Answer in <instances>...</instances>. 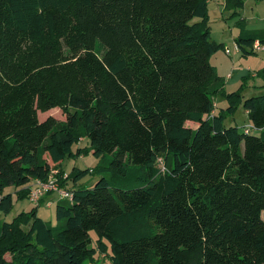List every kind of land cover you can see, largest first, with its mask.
<instances>
[{"label": "trees", "instance_id": "obj_1", "mask_svg": "<svg viewBox=\"0 0 264 264\" xmlns=\"http://www.w3.org/2000/svg\"><path fill=\"white\" fill-rule=\"evenodd\" d=\"M209 1L0 0V213L9 187L28 199L54 177L72 193L52 201L54 226L37 215L51 191L1 223L0 264H83L108 246L111 264H264V91L225 92ZM222 1L234 17L247 0ZM236 25L240 55L256 54L264 32ZM240 103L259 135L224 125ZM53 109L63 121L39 120ZM89 153L94 168L62 170Z\"/></svg>", "mask_w": 264, "mask_h": 264}, {"label": "rangeland", "instance_id": "obj_2", "mask_svg": "<svg viewBox=\"0 0 264 264\" xmlns=\"http://www.w3.org/2000/svg\"><path fill=\"white\" fill-rule=\"evenodd\" d=\"M238 16L232 17V12L225 11L223 2L221 0H210L208 2V15L209 26L211 29V36L217 43H222L224 49L218 51L210 58V64L213 66L216 74L224 81V90L226 93L236 92L243 85V89L239 91L241 94V101L251 96L261 94L264 89L262 88V77L255 76L256 72L264 67V52H256L246 57L240 55L239 51L235 50L234 40L238 35L239 28L236 25L238 19L242 18L244 21V28L250 31H263L264 32V0H247L244 6L237 10ZM227 52V53H226ZM215 108L214 111L218 112L221 108L226 107V102L221 97L214 99ZM53 117L58 121H63L64 117L58 109H53L47 113H38L39 120H44L47 117ZM194 128L195 125L187 124ZM226 127L236 126L240 132L245 129L250 131L251 135H259L260 130L252 128L247 115L245 114L241 103L235 114L229 117L224 122ZM87 146V140L81 141L77 146H74L73 151L77 148H85ZM98 163V160L93 157L91 153L82 154L79 157L66 158L61 168L67 173L72 172L73 168L79 170H86L94 168ZM98 180L97 175L88 174L84 176L79 184H83L85 187H92ZM4 193H11L14 197V207L10 214L3 215L0 213V224L3 222H10L20 212H29L32 208L36 207L37 203L30 201L29 199H17L13 189L11 187L6 188ZM58 194L53 195L54 201L57 200ZM55 203L51 202L50 205L42 203L37 206V215L44 222L54 226L56 225L54 217ZM92 239V246L95 247L97 241L94 232H90ZM106 245L107 242L104 241ZM110 249L106 253L97 252L93 256V260H86L83 264H111ZM9 255H6V259L9 260Z\"/></svg>", "mask_w": 264, "mask_h": 264}, {"label": "built area", "instance_id": "obj_3", "mask_svg": "<svg viewBox=\"0 0 264 264\" xmlns=\"http://www.w3.org/2000/svg\"><path fill=\"white\" fill-rule=\"evenodd\" d=\"M235 50L236 51L238 50L236 45H235ZM252 50L254 52H264V45L255 42L252 46ZM248 131H249L248 129H245L246 133ZM64 177H66V175ZM49 191L58 194L60 198L67 199L69 201L72 199V193L66 189H60L54 177H50L47 183H41L35 181L30 189L28 199L34 203H37L39 199Z\"/></svg>", "mask_w": 264, "mask_h": 264}, {"label": "crops", "instance_id": "obj_4", "mask_svg": "<svg viewBox=\"0 0 264 264\" xmlns=\"http://www.w3.org/2000/svg\"><path fill=\"white\" fill-rule=\"evenodd\" d=\"M221 1H222V0H221ZM222 2H223V1H222ZM187 124H190V123H187ZM190 125H191V124H190ZM190 127H192V126H190ZM194 128H195V126H194ZM66 173H67V172H66ZM53 195H54V194H52V195L49 197V202H50V204H51L52 201H54V199H53V198H54ZM58 197H59V196H58ZM58 199H59V198H57V200H58ZM57 200H56V201H57ZM54 202H55V201H54Z\"/></svg>", "mask_w": 264, "mask_h": 264}]
</instances>
